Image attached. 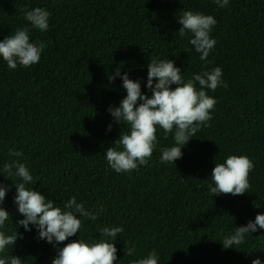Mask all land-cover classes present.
<instances>
[{
  "label": "trees",
  "instance_id": "obj_1",
  "mask_svg": "<svg viewBox=\"0 0 264 264\" xmlns=\"http://www.w3.org/2000/svg\"><path fill=\"white\" fill-rule=\"evenodd\" d=\"M37 7L50 13L46 31L26 19ZM185 11L217 21L207 60L190 44L192 33H179ZM21 28L29 30L30 42L46 47L27 68L9 69L0 57V184L8 188L3 207L11 215L0 230L21 234L0 258L52 264L67 243L110 239L100 230L121 227L115 264H133L153 250L158 264H252L256 258L264 264V229L246 234L242 245H222L236 227L264 214V0H229L223 8L215 0H0V42ZM167 59L181 69L184 82L220 67L227 87L205 89L217 101L213 118L186 142L182 158L161 161L163 151L176 146L175 128L166 135L158 126L148 163L116 173L106 149L122 150L114 142L130 126L108 111L127 95L120 77L109 78L120 69L151 97L148 64ZM230 155L252 160L250 188L242 195H214L212 170ZM16 159L33 175L26 187L61 208L75 196L98 218L77 214L79 233L56 246L39 239L34 225L31 231L18 226L24 216L14 203L15 185L23 181L3 172ZM133 245L134 254L126 255Z\"/></svg>",
  "mask_w": 264,
  "mask_h": 264
},
{
  "label": "clouds",
  "instance_id": "obj_2",
  "mask_svg": "<svg viewBox=\"0 0 264 264\" xmlns=\"http://www.w3.org/2000/svg\"><path fill=\"white\" fill-rule=\"evenodd\" d=\"M215 3L223 8L228 6L229 0H215ZM25 15L33 27L41 31L48 30V11L37 7L27 11ZM178 23L182 25L179 29L180 35L183 37L187 32L192 33L194 38L190 39V44L201 54L202 61L207 60L216 45V40L210 36L217 24L216 19L212 15L185 11ZM45 47L44 43L30 42L29 30L21 28L0 42V57L7 62L9 69L15 70L18 65L27 68L40 61ZM222 76V69L216 67L211 71L196 74L184 82L181 69L172 60H153L148 64L147 88L152 92V96L148 97L142 93L139 80L129 79L127 73L121 76L120 69L116 70L109 80L120 77L127 95L119 107L110 106L108 111L116 122L127 124L130 128L127 133L120 134L119 139L114 142L122 146V150L114 147L106 149L109 166L116 173H122L146 165L156 147L158 126L166 135L172 133L175 128L176 146L164 150L161 161L174 163L182 158L181 150L186 142L196 135L201 126H209L208 122L213 118L211 113L217 101L209 96L205 89L215 91L220 85L227 87ZM195 82L199 83V89ZM172 85L177 86L173 89ZM111 127L110 124L109 131ZM9 155L19 158L23 153L10 151ZM253 169L254 164L248 156L230 155L224 163L215 164L211 174L215 186L209 185V191L214 195H242L250 188L249 174ZM3 172L22 179V183L15 185L14 203L18 213L24 216V219L17 221V225L26 231H31L30 224L34 225L38 230L39 239L48 243L55 242L54 246L59 245L79 233L82 221L77 218V214L93 221L98 218V212L85 208L82 202H77L75 196L61 208L55 206V202L47 199L40 191L26 187L32 184L33 175L19 159L5 163ZM7 191L8 188L0 184V229L5 227L6 221L11 217L3 207ZM258 227L264 229V214H257L255 220L249 221L246 226L236 227L234 234L224 238L223 247L229 249L234 248V245L244 244L246 234L257 231ZM121 232V227H104L100 234L110 239H101L91 244L81 239L67 243L58 249L52 264H115L117 248L114 241ZM20 235L17 228L11 235L0 230V253L5 252L9 246L13 247ZM134 252L135 245L128 248L126 255L131 256ZM158 259V254L153 250L146 258L134 261L133 264H158ZM0 264H22V259L12 255L10 258H0ZM252 264H261V260L256 258Z\"/></svg>",
  "mask_w": 264,
  "mask_h": 264
}]
</instances>
